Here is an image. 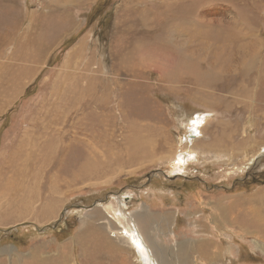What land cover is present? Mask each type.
<instances>
[{"label":"rangeland","instance_id":"rangeland-1","mask_svg":"<svg viewBox=\"0 0 264 264\" xmlns=\"http://www.w3.org/2000/svg\"><path fill=\"white\" fill-rule=\"evenodd\" d=\"M102 4L0 0V264H264V0Z\"/></svg>","mask_w":264,"mask_h":264},{"label":"bare ground","instance_id":"bare-ground-1","mask_svg":"<svg viewBox=\"0 0 264 264\" xmlns=\"http://www.w3.org/2000/svg\"><path fill=\"white\" fill-rule=\"evenodd\" d=\"M200 121L201 120L195 119V121L191 124L190 128L188 127L189 130L187 129L188 132H187V135H184L183 142H186L188 144L193 143L197 139V137L200 136L201 133H200V131L198 129L200 127V123H201ZM194 158H195V155L193 153H190V152L183 153V155L180 154L175 159L174 167L177 170L181 171V170H183L185 165H188L191 161H193ZM215 208H217V205H215ZM218 209L220 210V215H218L216 217V219H215L216 223H219V224H222V225L230 224L234 228L241 229L244 232L247 231L248 234H252L253 233V229H252V227L249 226V224H248V226L246 228H244V226H242V227L241 226H237L238 225V221L237 220L239 218H238V216L236 214H234V213H232L230 211L231 207L230 208L228 207V208L225 209V208L221 207V205H220V207L218 206ZM105 212H106L107 217L109 218L106 221V226H107V228H110L111 227V222L109 220H112V218H114V219L115 218H119L121 216V214L118 215L115 212V210L113 209V207L110 206V205H107L105 207ZM246 214H248V216H249V214L251 216H253V214L250 213V212H248ZM96 215H98V213H96ZM111 216H112V218H111ZM257 217L260 218V215H258ZM161 220H162V224L165 223V226H167V224H168L167 220H163V217H161ZM145 221L147 222L146 219H145ZM117 224L119 226L118 228H121V230H122V234H123V235L121 234L122 240H123L122 243L125 244L128 248H132L136 252V254H137V256H138L140 261H142L144 264H169L167 262V252H166V250L162 251V249H160V250H156L154 252L153 248L151 247V249H152L151 253H152V256L156 259V261H155L156 263L154 261H152V259L150 258V254H149L150 252L148 250L147 245L145 244L143 239L138 235V233L135 230H133L134 227L132 225H130V222L129 223L127 222L126 224H124L123 222H118ZM253 224H251V225H253ZM149 225L151 227V222H150ZM206 248L207 247L204 246V243H201L200 247L198 249L196 248V250L194 251V255L198 256L197 258L201 257V258H204V259H207V258L208 259H215L216 256H217L216 252L207 251ZM116 250L119 251L120 249L117 248ZM216 251H217V249H216ZM174 252H176V253H174ZM174 252L173 253L177 256V260H175L174 264H188L189 261H191V260L187 261V258H189V256L191 257V254L188 255V252L184 254V250L180 249V246L177 247ZM61 260L62 261H60L59 264H63V262H65L64 259H61ZM15 261L18 262V258L17 257H16ZM39 263L43 264V261H41ZM65 264H66V262H65Z\"/></svg>","mask_w":264,"mask_h":264},{"label":"trees","instance_id":"trees-1","mask_svg":"<svg viewBox=\"0 0 264 264\" xmlns=\"http://www.w3.org/2000/svg\"><path fill=\"white\" fill-rule=\"evenodd\" d=\"M103 4L99 5L98 7H94L93 8V12H91L89 15H87V18H85L86 20V28H88V26H90L93 22V20H96L97 18L100 19V23H108V14L106 13V6L108 5V3L110 2V0H102ZM84 32V29L81 30L78 34L79 36ZM77 34V35H78ZM79 38V37H78ZM77 37H75L74 39L70 40L71 43L70 45H68V47H71L72 44H74V42L78 39ZM66 51V50H65ZM64 51V52H65Z\"/></svg>","mask_w":264,"mask_h":264},{"label":"crops","instance_id":"crops-1","mask_svg":"<svg viewBox=\"0 0 264 264\" xmlns=\"http://www.w3.org/2000/svg\"><path fill=\"white\" fill-rule=\"evenodd\" d=\"M156 227H157V225H156ZM172 254V253H171ZM171 254H168L167 253V258H168V256H171L172 257V260H167V262L169 263V264H174V262H175V260H177V256L173 253L172 255ZM191 254V253H190ZM193 257L195 256L194 254H191ZM198 257V256H197ZM189 258H190V256H189ZM208 259V258H207Z\"/></svg>","mask_w":264,"mask_h":264}]
</instances>
